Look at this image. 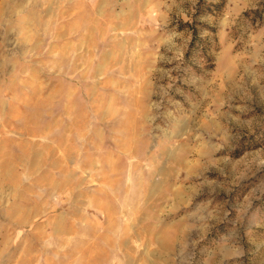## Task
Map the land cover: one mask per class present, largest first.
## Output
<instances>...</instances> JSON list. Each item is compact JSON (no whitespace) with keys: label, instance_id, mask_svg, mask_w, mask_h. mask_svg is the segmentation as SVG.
Here are the masks:
<instances>
[{"label":"rangeland","instance_id":"374dc122","mask_svg":"<svg viewBox=\"0 0 264 264\" xmlns=\"http://www.w3.org/2000/svg\"><path fill=\"white\" fill-rule=\"evenodd\" d=\"M90 15L94 58L115 41L146 67L95 179L41 154L60 122L96 118L73 66ZM126 18L153 33L116 36ZM94 188L115 218L78 209ZM0 264H264V0H0Z\"/></svg>","mask_w":264,"mask_h":264},{"label":"crops","instance_id":"0c3cea01","mask_svg":"<svg viewBox=\"0 0 264 264\" xmlns=\"http://www.w3.org/2000/svg\"><path fill=\"white\" fill-rule=\"evenodd\" d=\"M96 8H99V6L96 5ZM89 20V25L85 27L82 37L75 44L76 50L83 47V51L88 52V60L84 61V59H80V62L74 60L73 66L75 68L84 67V75L89 72L88 77L91 85L88 88V94L94 104L90 112L93 113L96 118L94 122H90V124L74 123L72 120L69 123L66 122L61 124L60 122V124L57 125L59 128L58 137L50 139L49 143L43 145L49 149L46 153L44 150H41V154L43 156L46 155L45 159L52 158L51 163H47H50L53 169H58L59 164L62 163H78L77 159L79 156L82 163L92 164L93 172L89 171V173L91 177L95 179L103 177L96 172V164L109 159L113 154L111 149L114 142L113 139L108 137L111 116L122 114L124 110L127 109V106H125L120 99L132 98L135 101L141 98V95L138 96L137 94L138 91H136L131 77H134L135 74L138 76V71L141 69H144L143 74H145L146 67L140 62V60L144 59L142 58L144 55L141 51L132 48V45L128 50H122L120 42L115 41L112 46L101 49L94 58L92 33L95 31V26L92 25L94 20L91 15ZM138 22L136 18H126L123 22L118 19L111 25V30L116 36L123 29H129L137 33L140 31V35L153 33L154 29L151 27L147 29H145L144 26H142L141 29L138 28ZM126 40L130 41V38H125L124 41ZM133 41L136 43L135 38H133ZM114 69H118L115 75L113 74ZM63 115L72 116V107L70 109L68 103L64 105ZM131 139H133V136L130 140ZM129 142H126V144L120 143V145L126 147L124 150L120 148V152H124L128 155L134 154L132 149H127ZM115 143L116 145L118 144V142ZM99 151H101V153H99ZM103 190L102 188H94L92 193L89 191L80 192V202L77 203V201H75V203L80 206L78 209L82 211L84 207L91 205L98 213L104 215L105 218L107 215H109L110 218H115L116 212L114 207H112L113 205L98 193ZM74 209L77 210V208ZM98 221H100V219L94 220L96 226L98 225ZM110 228L114 232V227L112 226ZM112 242H116L120 246L121 244L127 243L128 238L127 236H123L122 233L117 234V232H114Z\"/></svg>","mask_w":264,"mask_h":264},{"label":"trees","instance_id":"16d2710c","mask_svg":"<svg viewBox=\"0 0 264 264\" xmlns=\"http://www.w3.org/2000/svg\"><path fill=\"white\" fill-rule=\"evenodd\" d=\"M200 4V3H199ZM199 6V5H198ZM214 6L217 7V9H220V6L221 5H217V4H214ZM199 10H196V13H198ZM209 12L213 11V10H208ZM256 12V10L254 11ZM190 29H191V33H192V37L190 39V42H189V45H188V49L186 51V54L189 52V50H191L194 45H195V42H196V39H197V31L194 27V25H190Z\"/></svg>","mask_w":264,"mask_h":264}]
</instances>
